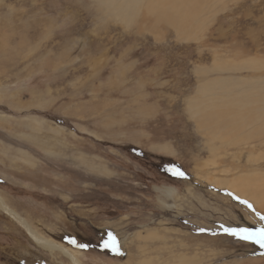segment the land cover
Returning <instances> with one entry per match:
<instances>
[{"label": "rangeland", "instance_id": "rangeland-1", "mask_svg": "<svg viewBox=\"0 0 264 264\" xmlns=\"http://www.w3.org/2000/svg\"><path fill=\"white\" fill-rule=\"evenodd\" d=\"M103 3L0 0V264H264V0Z\"/></svg>", "mask_w": 264, "mask_h": 264}, {"label": "bare ground", "instance_id": "bare-ground-1", "mask_svg": "<svg viewBox=\"0 0 264 264\" xmlns=\"http://www.w3.org/2000/svg\"><path fill=\"white\" fill-rule=\"evenodd\" d=\"M103 0H101V2H102ZM120 1H122V0H120ZM119 1V2H120ZM143 0H124V1H122V2H116V0H104V3H103V5L105 6V10L106 11H108V13L110 12V13H112V14H116V15H118L119 14V12H124L125 10H126V8H129V7H131L132 5L133 6H138L139 4H141V2H142ZM109 13V14H110ZM189 18H187L186 16H184L183 15V17L182 18H180V20L177 22L178 23V26L180 27V26H184L186 23H187V21L186 20H188ZM192 28V27H191ZM177 29V28H176ZM180 29H182V28H180ZM178 33H180V30H179V32ZM178 35V34H177ZM237 126H239V125H237ZM231 131V130H230ZM260 132V131H259ZM262 132V131H261ZM263 133V132H262ZM229 134V133H228ZM263 181H264V179H263ZM261 186L263 187V185L261 184ZM264 188V187H263ZM232 189H234V188H232ZM250 191H254L255 189H253V188H250L249 189ZM161 191V190H160ZM164 192H165V195L167 196V197H172V195L173 194H175L176 193V189H174V188H166L165 190H164ZM240 193L241 194H244V192L242 191V190H240ZM163 203V202H162ZM6 204L4 203V201L2 200V198H1V196H0V210L1 211H3V212H5V213H8L7 211H6ZM167 208H168V206H167ZM19 222H21L22 224H26V226H27V223L26 222H24L21 218H18L17 219ZM14 227V226H13ZM15 228V227H14ZM29 232L31 233V236L33 237V238H36V240H37V242L39 243V245H41L42 247H44L47 251H49V252H60V253H62V254H64L67 258H68V260L70 261V263L71 264H82L78 259H77V257L69 250V249H67L66 247H64V246H62V245H59V244H57V243H55V242H53V241H51V240H49V239H47V238H45V237H43L42 235H39V234H34V232L32 231V230H29ZM125 242L126 241H122V243L121 244H125ZM118 245H119V243H118ZM180 259V258H179ZM183 259V258H182ZM184 260V259H183ZM30 262V261H29ZM30 263H33L32 261L30 262ZM179 263V262H178ZM187 263V262H186Z\"/></svg>", "mask_w": 264, "mask_h": 264}, {"label": "snow or ice", "instance_id": "snow-or-ice-1", "mask_svg": "<svg viewBox=\"0 0 264 264\" xmlns=\"http://www.w3.org/2000/svg\"><path fill=\"white\" fill-rule=\"evenodd\" d=\"M173 173V175L176 176H180L183 177L185 176V173L180 170L179 168H173L170 169ZM237 199H239V197H237ZM241 203L247 205V207L249 209H251L253 212H255V208L253 207V205L247 201V200H242ZM258 215H260L259 213H257ZM260 219L262 221H264V215H260ZM200 231H206L205 229H200ZM223 231L233 237H237L241 240L244 241H251L254 242L255 244L260 245L262 248H264V225H262L261 227H259L258 229H252V228H248V227H224ZM109 240L111 241V243L109 242H105L104 246L105 247H109L111 248L114 252H116L117 254H120V250L118 247V242L116 241V238L114 235H112L111 233L109 234ZM72 243H76L75 240L71 241ZM81 248H87L88 245L86 244H79L78 245Z\"/></svg>", "mask_w": 264, "mask_h": 264}]
</instances>
